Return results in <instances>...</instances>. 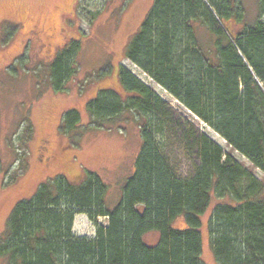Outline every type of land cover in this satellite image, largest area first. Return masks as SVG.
I'll use <instances>...</instances> for the list:
<instances>
[{
  "label": "trees",
  "instance_id": "trees-1",
  "mask_svg": "<svg viewBox=\"0 0 264 264\" xmlns=\"http://www.w3.org/2000/svg\"><path fill=\"white\" fill-rule=\"evenodd\" d=\"M257 5L256 19L247 23L243 0H155L125 57L225 145L182 129L200 163L192 177L178 176L155 137L171 130L162 98L120 64L127 99L104 88L87 108L93 127L114 125L126 112L144 120L142 147L121 200L110 207L109 186L92 171L77 180H46L10 213L0 236L4 264H205L202 216L213 193L232 199L217 204L208 221L219 264H264V180L242 159L264 172V0ZM234 21L241 30H233ZM196 24L211 34L213 49L204 47ZM81 45L75 38L57 53L48 76L54 90L65 91L79 72ZM80 122L79 110L67 111L63 131L71 133ZM80 213L96 226L95 236L74 232ZM179 216L187 221L183 229L174 227ZM151 232L158 233L156 243L146 240Z\"/></svg>",
  "mask_w": 264,
  "mask_h": 264
},
{
  "label": "rangeland",
  "instance_id": "rangeland-1",
  "mask_svg": "<svg viewBox=\"0 0 264 264\" xmlns=\"http://www.w3.org/2000/svg\"><path fill=\"white\" fill-rule=\"evenodd\" d=\"M154 2L0 0V236L17 203L30 198L43 182L58 175L77 180L87 170L95 172L109 186L108 205L115 207L119 203L123 184L134 173L142 147L140 125L144 120L126 112L114 125L93 127L87 104L104 88L116 90L123 100L127 99L118 79L120 64L162 98L171 130L167 135L156 131L155 137L178 176L192 177L200 163L197 149L188 143L182 129L196 135L208 133L225 145L210 126L125 57L130 40ZM243 2L246 22H253L259 12L257 0ZM232 23L234 31L241 30L240 23ZM196 29L204 47L213 49L211 34L200 24ZM79 37V72L65 91H56L48 79L51 63L59 51ZM71 109L79 110L81 122L67 134L63 118ZM242 159L264 180L261 169ZM231 200L213 193L211 207L202 216L205 264H219L211 246L208 221L217 204ZM99 223L105 226L108 219L100 217ZM186 226L183 216L175 219L174 227ZM74 232L92 237L96 226L87 214L80 213L75 217ZM146 240L156 243L158 233H149ZM0 264H4L2 258Z\"/></svg>",
  "mask_w": 264,
  "mask_h": 264
}]
</instances>
